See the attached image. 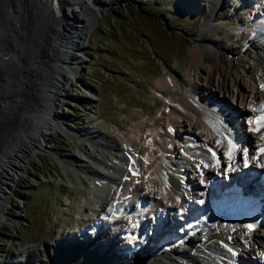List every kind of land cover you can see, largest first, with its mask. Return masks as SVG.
I'll use <instances>...</instances> for the list:
<instances>
[{
	"label": "rangeland",
	"instance_id": "1",
	"mask_svg": "<svg viewBox=\"0 0 264 264\" xmlns=\"http://www.w3.org/2000/svg\"><path fill=\"white\" fill-rule=\"evenodd\" d=\"M5 1L18 23L15 27L17 31L6 23L7 11L2 7ZM26 1H31L29 7L25 0H0V152L11 140L15 143L23 139L22 129L28 126L27 111L33 108L40 96L39 84H46L54 75L53 64L48 61H54L59 56V50L50 43L51 39L59 38L56 27L50 24L51 9L43 6V0ZM193 2L195 4L183 17L175 15L170 9L182 3L181 0H105L106 5H103L101 13H97L98 18L86 37L81 58L72 66L74 77L62 68L66 86L62 93L64 95L56 101V108L50 109L55 110V115L62 119L69 134L59 125L51 132L43 131L39 139L43 144L40 151L24 160L20 172L17 170L12 174L9 188L0 195V264L58 263L56 253L61 255V250L67 249V246H62L69 244L78 228L87 229L81 224V218L85 215L82 209L89 201L87 194L68 186L59 177L61 167L67 163L66 157L81 156L79 151L86 146L89 148L88 144L75 140L73 134L91 129L113 133L119 131L126 135L137 121L141 123L142 130L154 118H159L160 127L170 115H161L165 97L155 91V82L163 71L171 74V70L180 72L188 66L190 46H214L218 60L210 64L227 73L229 93L221 97L214 88L208 90L216 95L214 98L220 96L218 98L224 105L236 110V113H231V119H236L234 127L241 129L250 144L254 143L255 137L240 116L239 101L233 97L238 88L233 85V77L247 84L246 76L252 70L249 68L250 59L244 52L238 54V49L247 34L239 29L242 27L243 30L249 23L254 10H250L246 2L245 6H241L235 1L222 0L221 6H217L211 14L213 0H192L191 4ZM56 14L62 16L61 11ZM76 17L83 19L82 14ZM206 20L210 21L211 27L202 29L201 24ZM251 42L255 43L254 40ZM247 48L250 49L249 46ZM42 60L46 64L40 73L36 67H40ZM201 64L207 68L209 63L202 61ZM40 68H43L42 65ZM261 68L264 71V64ZM260 73L263 75L262 71ZM197 75L195 82H199ZM214 98L211 97L212 100ZM46 103L43 106L48 109ZM245 103L247 100H244ZM177 128L187 130L188 125L182 120L177 123ZM233 129L229 134L242 139V135L237 136ZM246 137L241 140L246 143L241 148H247L248 154L251 145H247ZM178 144L176 142L177 146H184L183 143ZM242 149L240 144L237 145L238 156L244 154ZM237 164L240 167L239 160ZM238 166L236 170L240 171ZM209 168L210 172L215 169L213 166ZM199 170L191 168L185 175L196 185L195 190H201L200 184H204L199 183L202 182L201 178L205 179L203 175L198 176ZM26 178L29 183L25 185L22 181ZM14 189L26 191V194L14 196ZM172 214L168 215V222L176 220L173 211ZM129 221L134 225L133 220ZM128 231L129 234H116L118 245L133 247L137 240H143ZM258 231L264 236V228ZM90 234L95 237V232ZM115 243L117 241L112 244L114 248L117 246ZM87 244L82 245L81 249L86 248ZM101 245L93 244L96 250L93 251L94 247L88 249L85 255V251H80L81 254L70 252L69 264H117L101 258L96 260L100 263H93L92 259L97 257ZM114 251L117 255L122 252L120 248ZM262 258L255 254L251 259H236L235 264H264ZM132 261L133 258L126 257L124 263L133 264Z\"/></svg>",
	"mask_w": 264,
	"mask_h": 264
},
{
	"label": "bare ground",
	"instance_id": "2",
	"mask_svg": "<svg viewBox=\"0 0 264 264\" xmlns=\"http://www.w3.org/2000/svg\"><path fill=\"white\" fill-rule=\"evenodd\" d=\"M25 2L29 7L31 1L25 0ZM222 3V0H213L210 7L211 14ZM262 3L264 8V1ZM189 4H191V0H183L182 3L173 5L170 9L175 15L184 17L190 11L187 10ZM103 5H106L105 0H45L43 6L46 9H51L50 24L56 27L54 29L59 33V38L51 39L50 43H53L59 50V56L55 57L54 61H48L53 64L54 75L52 74L53 77L51 76L46 84H39L40 96L33 108L27 111L28 126L22 129L23 139L21 142L15 143L14 140H11V143L4 146L0 152V195L9 188L13 179L12 174L17 170L20 172L24 160L40 151L43 145L39 140L42 132H51L55 127H58L55 110L50 109L56 108V101L62 99L64 95L62 93L66 86L62 68L74 77L75 72L72 66L79 62L86 37L98 18L97 15L101 13ZM2 7L7 11L6 19L8 21L6 23L15 30L18 23L15 21L14 15L10 14L13 11L6 1ZM254 8H258L256 12L260 13L261 7L259 8L258 4L255 3ZM58 11H61L62 16L56 14ZM64 13L67 16H64ZM78 14H82V20L77 19ZM69 15L71 16L69 17ZM209 20L202 22V29L211 27ZM263 27L264 17L261 21L250 20L243 28L244 33H247L243 43L255 40L254 33L257 28L262 30ZM15 31L13 32L16 34ZM258 40L261 43L258 42L257 45L251 42L248 45L250 49H244L245 56L250 59L249 68L252 69L246 76L248 83L244 84L238 77H233V85L238 87L233 97L237 98L238 106H241L242 120L247 122L249 130L259 128L258 131H251L256 139L254 143L250 144L249 138L245 134L242 135L247 138V145L251 146L247 156L243 158L244 165L240 171H237L236 167L234 168L237 158L239 159L235 148H232L231 158L227 155L229 141L235 146L240 140L229 134V131L235 128L236 119L232 118L228 121L223 119V116L232 114L228 113L229 111L221 112L218 107L210 104L211 97L214 98L216 95L212 94L208 90L209 88H214L216 94L221 97L229 93L226 83L227 73L220 67L216 69L210 64L218 60L214 46L211 45L195 44L190 46L188 66L180 72L171 70V74L163 71L156 80L155 91L158 95L165 97L161 115L165 113L170 115L167 120L161 123L160 127L158 126L159 118H154L142 130L140 129L141 123H137V121L126 135L119 131L113 133L91 129L85 130L81 134H73L75 140L87 137L89 140L87 139L86 142L89 148L85 145V149L79 151L81 156L66 157L67 163L61 167L59 177L68 186L87 194L89 201L84 207L85 215L81 218V224L88 230L78 228L69 244L62 246V248L67 246V249H62L61 255L56 253L59 258L56 264H69L68 255L70 252L81 254L82 251L92 250L95 243L102 245L97 250V257L92 259L93 263L99 258L106 259L107 256L116 254L114 251L116 248H120L122 251L120 255L118 254L117 264H130V262L124 263L126 257L133 258L135 264H235L236 259L242 257L251 259L255 254H259L260 257H263L262 261L264 260V236L260 231L246 232L232 228L231 222L228 223L222 218L211 220L210 214H201L195 222L185 216L183 218L187 224L185 228L176 219L177 225L179 224L177 227L183 230L175 238L178 237L185 241L183 244H177V242L168 244L161 240V236L165 232L162 230L167 229V223L170 224L168 215H171L173 211L178 216V214L180 215L178 207L189 205L195 199L199 200L201 193L195 195V193L181 191L182 184L187 187L192 183L191 179L185 176L186 173H189V169L199 167L201 171H204V184H200L202 189L197 190L202 193L203 189L208 188L211 179L216 182L222 176H228L231 179L245 178V180H249L251 174L259 173L256 179L261 180L264 176V167H262L264 153L261 152V148L264 147V139H261L264 137V126H261L264 124V109L260 105L264 103V89L261 88V85H264V71L261 68V65L264 64V46L262 48L264 38ZM202 61H205L206 64L209 63L207 68L201 64ZM41 62L43 68H40L41 65L39 68L36 67V70L40 69V73L43 72L46 64L43 60ZM261 71L263 75H261ZM195 75L198 76L199 82H195ZM42 87L45 89L43 90ZM242 88L244 89L242 90ZM200 92L202 93L199 94ZM220 96L213 99L215 104L220 105L222 102L219 99ZM244 100L245 102L247 100V103L244 104ZM44 102H47L48 109L43 106ZM225 106L223 105L220 109L225 110ZM256 113L263 115L257 123H253L252 117ZM182 120L188 125L189 130L188 128L187 130L184 128L178 130L177 123H181ZM217 141L220 143L217 144ZM176 142H179L178 145L183 143L184 146H177ZM173 143L174 147L182 149L184 166L178 165L174 168L171 164L172 158L179 159L181 157V152L178 153L177 149L176 154H173ZM209 148L216 153L215 156L208 150ZM235 156L236 159H234ZM246 160L247 166H245ZM191 161L193 164H190ZM209 166H213L215 169L210 172ZM201 179L203 180V178ZM194 191L196 192V190ZM141 201L153 203L147 209L146 218L149 219L153 212L156 213H154L155 229L153 227L152 229L139 228L136 230L134 218V225L127 218V216H141L144 213L139 207H136ZM129 205L133 210H128ZM121 206H125L123 211ZM135 213L139 214L135 215ZM102 218H106V220ZM128 229L134 237L138 236L143 240H137L133 247H123L115 243L117 246L114 248L112 244L117 241L116 234H119L118 232L129 234ZM110 230L112 231L110 232ZM93 232H95V237L90 236V233ZM159 232L161 234L155 239L154 235ZM201 242H203L202 245ZM86 243H89L88 246L81 249L82 245ZM95 250L96 248L93 249V251ZM55 251L57 252V250ZM104 261L102 262L104 263Z\"/></svg>",
	"mask_w": 264,
	"mask_h": 264
},
{
	"label": "snow or ice",
	"instance_id": "3",
	"mask_svg": "<svg viewBox=\"0 0 264 264\" xmlns=\"http://www.w3.org/2000/svg\"><path fill=\"white\" fill-rule=\"evenodd\" d=\"M261 88L264 89V85H261ZM261 108L264 109V105H261ZM255 111V109H254ZM261 126H264V124H262ZM259 128L257 129H250V131H258ZM169 131H171V129H169ZM261 139H264V137H261ZM220 141H217V144H219ZM234 147V145L231 143V141H229V152L227 153V155L229 156V158H231V151H232V148ZM210 152H212V155L215 156L216 153L211 149L209 148L208 149ZM261 152L264 153V147L261 148ZM245 155H247V150H245ZM253 159H255V157H253ZM245 166H247V160L245 161ZM262 167H264V165H262ZM135 174V173H134ZM245 227L251 231L255 225L253 224H248V225H245Z\"/></svg>",
	"mask_w": 264,
	"mask_h": 264
},
{
	"label": "trees",
	"instance_id": "4",
	"mask_svg": "<svg viewBox=\"0 0 264 264\" xmlns=\"http://www.w3.org/2000/svg\"><path fill=\"white\" fill-rule=\"evenodd\" d=\"M28 179L26 178L24 181H22V183L23 184H28L29 183V181H27ZM17 187V186H16ZM15 191H14V196L16 195V196H22V195H24V194H26V191H21V192H19V191H16V189H14Z\"/></svg>",
	"mask_w": 264,
	"mask_h": 264
},
{
	"label": "water",
	"instance_id": "5",
	"mask_svg": "<svg viewBox=\"0 0 264 264\" xmlns=\"http://www.w3.org/2000/svg\"><path fill=\"white\" fill-rule=\"evenodd\" d=\"M43 1H45V0H43ZM47 1H50V0H47ZM62 7H63V6H62ZM62 7H61V8H62ZM64 16H67V14L64 13ZM165 27H166V26H165ZM59 128H61V127H59ZM66 133H68V132L66 131ZM68 134H69V133H68Z\"/></svg>",
	"mask_w": 264,
	"mask_h": 264
}]
</instances>
